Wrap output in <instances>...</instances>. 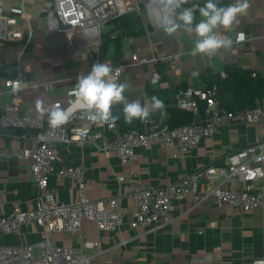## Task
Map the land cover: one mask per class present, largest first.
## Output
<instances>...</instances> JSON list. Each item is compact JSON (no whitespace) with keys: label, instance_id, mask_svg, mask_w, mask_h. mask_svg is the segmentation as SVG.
<instances>
[{"label":"crops","instance_id":"0c3cea01","mask_svg":"<svg viewBox=\"0 0 264 264\" xmlns=\"http://www.w3.org/2000/svg\"><path fill=\"white\" fill-rule=\"evenodd\" d=\"M2 1L9 14H19L24 6L34 38L20 60L23 41L0 43V102L10 103L17 95L20 113L44 117L51 108V102L58 99L65 109L71 111L85 107L70 95V91L75 87L78 76L86 75L96 64L93 53L79 49L82 40L72 39L73 30L51 35L44 33V5L49 0ZM248 3L247 14L238 17V25L227 31L218 29L233 39L232 46L211 57L189 55L194 34L180 31L169 36L164 29L157 30L152 32L151 44L144 28L139 34L125 35L118 53L112 38L120 31L112 22L105 25L102 38L107 44L104 48L102 42L101 59L113 65L130 63L118 79L130 85L124 94L125 103L139 101L142 105L149 104L152 97L148 94L150 86L169 90L181 84L203 87L208 85L206 78L209 73L222 72L229 63L264 73V0H248ZM195 15L198 20L199 13ZM237 33L244 34L242 43H235ZM136 49L141 57L160 59L144 63L133 61L131 55ZM77 51L80 53H75ZM165 56L170 58H163ZM19 72L27 85L25 90L15 91L3 85L4 78H15ZM163 98L167 99L166 96ZM37 100L43 102L42 108L37 107ZM119 106L123 107L122 104ZM199 113L195 121L204 118L205 112L203 115ZM23 133L16 130L0 132V146L24 145ZM260 139H264V124L224 125L213 135L204 137L198 147L184 154L176 144L156 143L150 148H139L130 164H123L115 152H104L92 142L82 146L73 141L57 145L56 162L84 164L88 193L92 198L105 199L119 189V174L135 177L145 188L167 186L201 166L227 165L229 153ZM214 181H219V178ZM252 184L256 190L264 191V177ZM239 185L244 186L245 183L240 182ZM123 186L125 189L126 185ZM50 187L58 200L70 201L76 197L78 184L68 177L52 176ZM37 195L38 188L29 162L0 156V196L6 199L4 205L0 204V215L10 210L12 202L20 203L23 209L33 208ZM123 210L126 219H131L133 204L127 197L123 199ZM173 217L172 223L159 230L134 228L126 222L117 232L99 230L94 222L86 221L78 232H57L51 238L55 244L77 247L84 239H97L99 247L85 251L107 250L103 254L107 264H188L192 256L205 252L214 254L209 264H250L253 258L264 256V207L239 212L229 204L219 206L214 199L197 205L193 193L189 192L182 200L174 201ZM41 234L36 228L24 227L17 233L5 234L1 241L7 244L32 243Z\"/></svg>","mask_w":264,"mask_h":264},{"label":"built area","instance_id":"2783aa9c","mask_svg":"<svg viewBox=\"0 0 264 264\" xmlns=\"http://www.w3.org/2000/svg\"><path fill=\"white\" fill-rule=\"evenodd\" d=\"M44 11L45 34L73 30L72 39L75 37L82 40L79 49L93 53L95 63H108L114 69H121L118 79L130 63L113 65L101 59L103 27L124 14L135 12L152 44V32L164 29L167 15L163 0H49L44 5ZM33 38L34 30L24 6L19 14H9L0 0V43L23 41L20 60ZM131 57L133 61L140 63L160 59L141 57L138 49ZM221 74L226 76L225 71ZM3 85L15 91L27 88L21 72L15 78H4ZM201 101L206 102L205 115L201 121L171 126L166 122L168 114L164 109L160 119H148L142 129L136 130H122L117 122L113 127L93 123L87 118L86 107L72 110L73 118L67 124L53 129L48 123V115L44 117L20 113L17 95L10 103L0 102L1 125L24 130L23 138L26 140L22 146H0V156L28 161L38 188L33 208L23 209L20 203L12 202L10 210L0 215V264H107L103 258L107 250L98 249L93 253L85 251L98 248L99 240L84 239L78 247L58 245L52 242V235L57 232H78L86 221L94 222L102 231H120L126 222L134 228L149 227L150 230H159L172 223L174 201L182 200L189 192L193 193L197 205L214 199L219 206L229 204L239 212L264 207V191L256 190L252 184L254 180L264 177V139L229 153L225 166H201L185 178L167 186L145 188L135 177L119 174V189L105 199L92 198L88 193L84 164L56 162L59 143L76 141L83 146L92 142L104 152H115L123 164H130L139 148H150L156 143L176 144L184 154L198 147L204 137L213 135L224 125L264 124V101L244 109L227 110L219 106L215 98V87L208 85H187L180 88L175 93L172 105L198 114ZM56 105L64 108L59 99L50 104L51 107ZM52 176L75 180L78 184L76 197L70 201L58 200L50 187ZM216 177L219 181L215 182ZM240 182L245 185L240 186ZM123 185H126L125 189ZM125 197L133 204L131 219H126L123 210ZM5 203L6 199L0 196V204ZM24 227L40 230L41 237L25 244H7L1 241L5 234L17 233ZM213 258V252L196 254L188 264H209ZM250 264H264V256L253 258Z\"/></svg>","mask_w":264,"mask_h":264},{"label":"clouds","instance_id":"9594fccd","mask_svg":"<svg viewBox=\"0 0 264 264\" xmlns=\"http://www.w3.org/2000/svg\"><path fill=\"white\" fill-rule=\"evenodd\" d=\"M165 12L164 31L172 36L180 31L194 34L189 55L211 57L221 49H227L234 43L233 39L224 35L218 29L225 31L238 25V17L247 14L248 0H235V3L222 5L219 0H206L203 6L193 4L184 7L190 0H163ZM199 12V19L195 12ZM243 33H237L235 43H242ZM121 69H114L108 63H96L86 75L77 78L75 87L70 95L85 105L87 118L100 125L113 127L120 119V115L113 113L115 105H123L124 122L131 125L135 120L147 121L153 112L163 111L165 104L157 96L150 98V103L142 105L139 101L125 103V92L130 87L127 82H119ZM155 83V81H153ZM37 107L42 108V101L37 100ZM48 123L51 128H59L67 124L74 112L52 106L48 111Z\"/></svg>","mask_w":264,"mask_h":264},{"label":"trees","instance_id":"16d2710c","mask_svg":"<svg viewBox=\"0 0 264 264\" xmlns=\"http://www.w3.org/2000/svg\"><path fill=\"white\" fill-rule=\"evenodd\" d=\"M198 3L203 6L206 0H190L189 4L184 7L191 6ZM222 5L233 3V0H219ZM195 13H199L196 11ZM116 25V29L120 33L116 34L112 38L115 42L116 51H121L120 41L125 35L139 34L143 30V24L140 17L135 12L124 14L111 21ZM111 39V40H112ZM109 41V39L107 40ZM107 42H103V47L106 48ZM224 71L226 76H222V72L209 73L207 76V84L209 87H215V98L217 99L219 106L227 110H238L255 106L257 103L264 101V73L254 70L253 68L245 67L237 63H229L225 66ZM186 87V84L179 85L174 90L169 89H156L152 86L148 88V94L151 96H157L163 100L165 104V110L167 111L166 122L171 126H179L182 124L192 123L196 120L197 114L193 112L179 108L177 106L170 105L169 103L175 100V93L180 89ZM166 96V100L163 98ZM171 100V101H170ZM169 104V105H168ZM122 108L119 105L113 107V113L120 115V119L117 121L122 130H136L142 129L145 121L135 120L131 125L124 122L122 115ZM206 108V102H200V115H203ZM2 109L0 107V116ZM162 116V111L153 112L149 119L158 120ZM16 130L19 133L24 132L22 129H14L9 127H3L0 123V132Z\"/></svg>","mask_w":264,"mask_h":264}]
</instances>
